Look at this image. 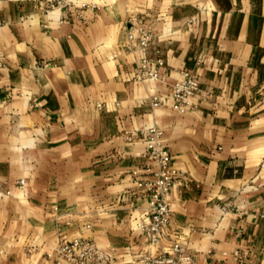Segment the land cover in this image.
Here are the masks:
<instances>
[{
    "label": "crops",
    "instance_id": "crops-1",
    "mask_svg": "<svg viewBox=\"0 0 264 264\" xmlns=\"http://www.w3.org/2000/svg\"><path fill=\"white\" fill-rule=\"evenodd\" d=\"M132 18L154 27L130 47ZM0 264H56L62 237L83 236L119 264L183 244L191 263L264 264V0H0ZM143 54L161 80H137ZM198 73L194 107L165 96ZM163 134L181 172L159 244L133 195L147 168L144 134ZM132 135V140L129 136ZM26 180L24 189L17 181ZM227 251L229 257L222 255Z\"/></svg>",
    "mask_w": 264,
    "mask_h": 264
},
{
    "label": "built area",
    "instance_id": "built-area-1",
    "mask_svg": "<svg viewBox=\"0 0 264 264\" xmlns=\"http://www.w3.org/2000/svg\"><path fill=\"white\" fill-rule=\"evenodd\" d=\"M154 27L147 21H139L132 18L127 25V39L130 47L146 49L153 38ZM4 52L0 51V68L4 62ZM135 79L137 80H161V67L165 64L164 57H151L143 54L137 62ZM201 89V79L198 73L183 68L179 77L171 84L167 96L159 93L151 95V106L162 108L169 102L177 113H186L194 107L193 98ZM146 141L147 168L150 174L146 178H139L138 171L134 170L136 189L133 195L148 199L150 208L149 219L142 225L145 236L152 244H159L166 227L170 223L172 204L169 195L174 188L176 180L181 172L173 164L172 154L163 142V132L157 128H150L142 132ZM129 139H133L132 135ZM264 170V159L259 164ZM26 180L17 181V188L24 189ZM13 190L0 182V199L11 196ZM226 258L230 255L223 251ZM48 256L55 260L56 264H119L115 255L90 239L78 236L74 238L62 237L58 246ZM231 256L243 264L246 254L235 249ZM191 263L192 257L185 251L183 244L177 242L169 252L160 254H143L136 264H178Z\"/></svg>",
    "mask_w": 264,
    "mask_h": 264
}]
</instances>
